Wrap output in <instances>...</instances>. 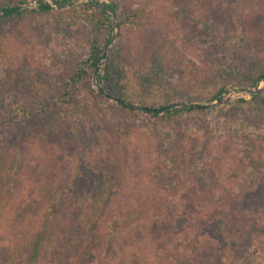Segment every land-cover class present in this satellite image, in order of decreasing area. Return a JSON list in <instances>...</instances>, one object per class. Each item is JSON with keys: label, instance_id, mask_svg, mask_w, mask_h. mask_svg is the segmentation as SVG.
<instances>
[{"label": "trees", "instance_id": "trees-1", "mask_svg": "<svg viewBox=\"0 0 264 264\" xmlns=\"http://www.w3.org/2000/svg\"><path fill=\"white\" fill-rule=\"evenodd\" d=\"M24 1L0 0V264H115L122 224L149 264H264V93L193 107L264 81V0Z\"/></svg>", "mask_w": 264, "mask_h": 264}, {"label": "rangeland", "instance_id": "rangeland-1", "mask_svg": "<svg viewBox=\"0 0 264 264\" xmlns=\"http://www.w3.org/2000/svg\"><path fill=\"white\" fill-rule=\"evenodd\" d=\"M27 1H30V4L28 6L25 7H35L34 2L35 0H26L24 1V3H26ZM50 3H48L51 7L52 10L55 11L57 10L56 5L52 2V0H49ZM97 3H109L112 2L113 4L116 5V7H118V3L116 0H95ZM80 2H84V0H77L74 4L76 3H80ZM47 3V2H46ZM73 4V5H74ZM13 5V4H10ZM24 8V7H23ZM67 8H60L59 10H65ZM207 15H213L216 13H206ZM204 15V13H203ZM114 22L116 21L115 18ZM208 20H210L212 22V20L209 18ZM212 31V29H211ZM72 33H74L75 37L79 40L82 41V32L81 30H74ZM205 43H207L206 45H208L209 47L215 49L216 47L220 46V41L218 39H212L209 40V38L207 39V41H205ZM218 49V48H217ZM71 53V52H69ZM67 53L65 55V59H67L68 54ZM54 65H55V60L53 59ZM3 64L2 61L0 59V78L3 76ZM261 83H259L260 85ZM258 85V86H259ZM238 89H242V88H228V90L226 91V94H228L229 92H234L233 95L229 96V99L223 103L224 104H228V103H233L238 99H248V96L244 93H236V91ZM264 93V91H263ZM223 96V95H222ZM174 101H179V98H175ZM175 104V103H173ZM221 106V105H220ZM218 107V106H217ZM215 108V107H214ZM138 111V110H137ZM120 118L119 120H121V123L123 124V126L125 125V128H127V126L130 128V130L133 129V127L136 126H140L141 128H146V127H150V128H154L158 131H161L164 128L168 129H172L174 127H176L177 125H181V122L185 120L184 116H177V118L172 119V120H163V119H155L152 120L151 123H148L147 120L137 114L134 113H124L123 115L119 114L118 115ZM210 124L212 125L214 123V116L213 114H209L208 116ZM134 134L135 131H134ZM106 144L108 147L110 148H114L115 146H117L115 142V140L111 137V136H106ZM126 149H127V153H128V162H127V166H126V174H127V178H128V186H127V191L130 192L132 195H135V193H137V189L138 187L142 186V182H143V174L145 171V164L146 162L150 161L151 159L149 158H144V155H142V153L140 152V148H139V144L138 142L135 141V139L131 138L128 142H126ZM68 160L70 161V158L67 157L66 159H64L63 162V166H64V170L67 171V169H69L68 164ZM264 173V171H263ZM140 183H142L141 185H139ZM131 223V222H130ZM122 228H124V231H121L120 234H116V237L118 239V250L116 252V257H115V264H149L150 262L147 260L148 255H147V243H146V238L144 236V231L143 229H138L136 226H131L129 224V227L126 228L125 224L121 225Z\"/></svg>", "mask_w": 264, "mask_h": 264}, {"label": "water", "instance_id": "water-1", "mask_svg": "<svg viewBox=\"0 0 264 264\" xmlns=\"http://www.w3.org/2000/svg\"><path fill=\"white\" fill-rule=\"evenodd\" d=\"M43 2H47V3H50L49 0H41ZM77 0H73L71 1V3L67 6H63L61 8H68L69 6L73 5ZM30 4V1H27L26 3H23L22 7H25V6H28ZM13 5H8L7 7H12ZM106 14L108 15L109 19L111 20V22L113 24H115L114 22V19H113V16L108 12V11H105ZM116 32H117V29L114 28V35H113V40L115 39V35H116ZM101 62H102V58L100 59L97 67H99L101 65ZM96 67V68H97ZM91 84L92 86L94 87L95 90L98 91V89L94 86V76H92L91 78ZM264 91V81L261 82V84L254 90H250V89H246V88H242V89H238L236 91V93H244L246 95H258V94H261L262 92ZM234 92H229L228 94L226 95H223L218 101L216 102H213V103H210V104H207V105H198V106H193V107H200L202 109H211V108H214V107H217V106H220L222 105L223 103H225L228 99H229V96L230 95H233ZM182 106H186V105H181V104H170V105H167L163 108H160L158 109V112H163L165 110H169L171 108H181ZM188 107H192V105H188ZM133 109L135 110H138V111H148L149 109H145V108H140V107H137V106H133Z\"/></svg>", "mask_w": 264, "mask_h": 264}]
</instances>
